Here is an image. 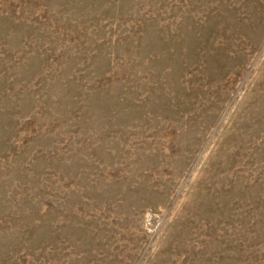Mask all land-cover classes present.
<instances>
[{"label": "rangeland", "instance_id": "obj_1", "mask_svg": "<svg viewBox=\"0 0 264 264\" xmlns=\"http://www.w3.org/2000/svg\"><path fill=\"white\" fill-rule=\"evenodd\" d=\"M0 264H264V0H0Z\"/></svg>", "mask_w": 264, "mask_h": 264}]
</instances>
